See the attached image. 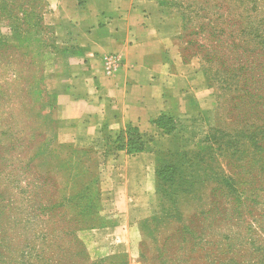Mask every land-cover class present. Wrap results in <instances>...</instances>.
I'll return each mask as SVG.
<instances>
[{"label": "rangeland", "instance_id": "1", "mask_svg": "<svg viewBox=\"0 0 264 264\" xmlns=\"http://www.w3.org/2000/svg\"><path fill=\"white\" fill-rule=\"evenodd\" d=\"M152 1L176 24L194 113L131 126L112 145L90 130L59 144L45 10L28 12L22 35L0 18V210L15 256L28 245L34 263L264 264V90L245 85L233 49L214 52L211 28L197 33L220 18L263 60L264 0Z\"/></svg>", "mask_w": 264, "mask_h": 264}, {"label": "crops", "instance_id": "2", "mask_svg": "<svg viewBox=\"0 0 264 264\" xmlns=\"http://www.w3.org/2000/svg\"><path fill=\"white\" fill-rule=\"evenodd\" d=\"M44 2L57 52L49 54L43 74L64 114L61 146L75 142L73 131L75 139L90 130L112 140L129 126L158 127L163 117L194 113L189 84L195 75L176 57V24L169 26L156 2ZM108 56L119 59L112 73Z\"/></svg>", "mask_w": 264, "mask_h": 264}, {"label": "trees", "instance_id": "3", "mask_svg": "<svg viewBox=\"0 0 264 264\" xmlns=\"http://www.w3.org/2000/svg\"><path fill=\"white\" fill-rule=\"evenodd\" d=\"M45 8H46V4L44 0H0V18H8L11 21L10 24L13 26L15 25V28L22 35L21 31H26L32 28L33 26L30 23L31 14H28V12L31 9H33L36 13H39V17H37V19L40 20L42 19V13L45 10ZM205 8L206 6H203L202 8L199 9V12L202 13L204 18H207L209 20V18L207 17V13L204 11L206 10ZM22 11L24 13H22ZM16 12H19V14L22 13V15H19ZM219 20L220 18H218L216 21L209 20V24H207L206 26L199 27V31L197 33L204 34V29L206 27L211 28L209 38H206V41H208V39H213V42H215L216 45L215 48L213 49L214 52L219 54L220 51L219 49L222 48V46L227 47L228 49H233L234 53H236L235 59L239 66L238 73L239 76L243 79V81H245V85H248V79L249 80L251 79L255 84H257L256 86L257 88L255 87V91L264 90L263 87L264 81L262 77L264 76V59L263 60L257 59L256 61H252L251 57H248L250 52L244 48L245 43L244 42L238 43L237 38H235L236 33L235 32L229 33V29H228L229 34H226L227 32L224 26L230 28V25L227 22L219 23ZM232 22L234 23H232L231 26H234L236 21L233 20ZM239 31H240V35L248 36L244 28ZM40 43L43 48L49 47V45H46V43H44L43 41ZM189 44H191L190 41ZM127 130L131 131L132 127L131 126L127 127L117 138L112 140L108 139L107 142L112 145L113 140H115L114 143L117 144V142L124 136L125 131ZM138 142H139V146L134 149L136 152L142 150V142L140 140H138ZM193 176L194 175L189 174V177H193ZM2 214L4 215V211L0 210V264H51L47 262L45 259L39 261L38 263H34V261H32L33 255L32 253H29L30 250H28V245L24 246V249L19 255L16 256L14 255V253H17V251H15V248L13 247L14 243H12V239L14 240V238L11 235L12 234L11 224H9L11 223V221H9L10 219H8L7 222L9 223L3 222ZM38 258L39 257H36L35 259Z\"/></svg>", "mask_w": 264, "mask_h": 264}, {"label": "built area", "instance_id": "4", "mask_svg": "<svg viewBox=\"0 0 264 264\" xmlns=\"http://www.w3.org/2000/svg\"><path fill=\"white\" fill-rule=\"evenodd\" d=\"M105 61L107 64L108 73H112L116 69L119 59L116 56H108L106 57Z\"/></svg>", "mask_w": 264, "mask_h": 264}]
</instances>
